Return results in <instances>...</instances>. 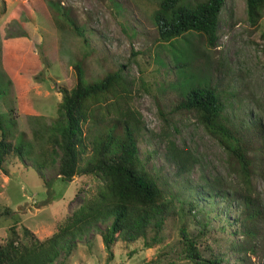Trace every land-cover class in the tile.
<instances>
[{"label": "rangeland", "instance_id": "1", "mask_svg": "<svg viewBox=\"0 0 264 264\" xmlns=\"http://www.w3.org/2000/svg\"><path fill=\"white\" fill-rule=\"evenodd\" d=\"M50 1L69 8L82 30L81 37L73 32L64 10L48 6L47 0H0V114L13 108L15 133L25 134L33 152L40 150L48 156L52 147L46 128L58 117L60 88L75 84L71 64L82 63L87 82L120 69L128 93L109 97L95 116L102 128L118 120L138 124V151L145 169L158 179L167 200L174 197L158 235L149 233L132 243L118 241L109 254L93 228L70 256H61L54 264H193L183 251V224L205 257L223 255L219 264H264V249L244 260L236 256L230 247L242 237L229 228L219 230L212 223L203 230L190 216L182 218L177 212L181 201L193 199H199L198 207L212 214L222 210L218 198L207 204L197 196L205 180H217L228 192H248L264 209V151L256 150V140L249 145L251 174L246 181L217 135L199 122L196 113L177 108L191 84L209 83L219 92L223 116L237 126L256 121L264 138V10L252 27L246 0H225L216 45L208 49L203 36L195 33L168 44L160 42L151 19L157 0ZM102 128L87 123V142ZM35 132L42 134L37 138ZM169 143L190 161L188 171L181 175L175 172ZM89 155L87 150L79 168ZM51 161L42 169V181L32 161L21 162L15 156L7 160L6 173L0 170V211H11L0 216V244L12 231L21 236L23 228L40 241L51 237L101 186L90 174L62 182L58 164ZM187 207L183 205L184 212ZM261 231L264 239V228Z\"/></svg>", "mask_w": 264, "mask_h": 264}, {"label": "trees", "instance_id": "2", "mask_svg": "<svg viewBox=\"0 0 264 264\" xmlns=\"http://www.w3.org/2000/svg\"><path fill=\"white\" fill-rule=\"evenodd\" d=\"M47 4L64 10V16L70 21L73 32L82 36V30L71 17L69 8L50 0H47ZM224 4L225 0H202L198 3L157 0L151 19L158 39L168 44L187 33H195L203 36L208 49L214 48ZM263 10L264 0H246V16L250 26H257ZM55 26L59 28L57 23ZM261 37L264 39V33ZM83 41L86 42L85 39ZM71 69L76 75L75 84L71 88H60L58 117L46 128L49 132L47 141L52 147L51 154L46 156L40 150L38 153L33 152L25 134L20 133V137L15 133L14 109L9 108L6 113L0 114V170L6 173L4 167L7 160L15 156L21 162L32 161V167L42 181V169L47 160H52L58 164V175L62 182L68 183L77 175L90 174L100 180L101 186L66 217L51 237L40 241L27 228L22 229L21 236L12 231L4 243L0 244V264H54L61 256H70L78 241L93 228L98 230L106 251L112 254L111 248L118 241L132 243L147 237L149 233L158 235L166 217L171 213L174 197L166 199L158 179L145 169L139 155L136 136L139 132L138 124L118 120L108 128H102L98 116H95L100 110L99 106L106 103L109 97L128 93L127 81L120 69L108 72L102 79L92 82L86 81L81 62L72 63ZM177 108L196 113L199 122L217 135L229 157L236 161L244 179L249 181V145L256 140V150L264 151L263 133L256 121L238 126L231 123L228 117L223 116L224 105L217 88L209 86V83L191 84ZM87 123H95L102 128L92 141H88L91 148H88L87 142L90 131L85 130ZM35 133L37 138L42 134ZM168 147L176 174L188 171V157L176 149L173 143H169ZM87 150L90 155L84 166L79 168ZM197 196L207 204L209 200L218 198L223 204L222 210L212 214V211L198 207L199 199L183 200L177 210L182 218L190 216L203 230L215 223L219 230L229 228L234 235H240L241 242L231 245L230 249L242 260L264 249V239L261 238L264 209L258 199L248 192H228L221 188L217 180L214 183L205 180ZM184 204L188 206L185 212ZM10 212L6 208L4 212L0 211V216L3 213L10 215ZM100 224L105 226L102 228ZM180 235L186 242L184 254L191 263H222V254L205 257L195 247V241L185 232L184 224L180 226Z\"/></svg>", "mask_w": 264, "mask_h": 264}]
</instances>
